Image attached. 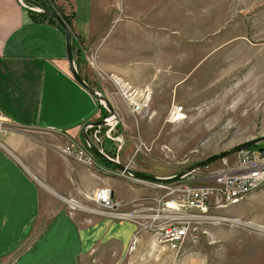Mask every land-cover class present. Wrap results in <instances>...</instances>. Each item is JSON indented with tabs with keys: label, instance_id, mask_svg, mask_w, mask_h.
I'll use <instances>...</instances> for the list:
<instances>
[{
	"label": "crops",
	"instance_id": "1",
	"mask_svg": "<svg viewBox=\"0 0 264 264\" xmlns=\"http://www.w3.org/2000/svg\"><path fill=\"white\" fill-rule=\"evenodd\" d=\"M187 1L52 0L59 11L71 15L68 25L78 71L107 96L122 125L132 113L100 77L110 72L108 76L147 85L151 90L148 106L154 113H164L166 89L169 100L173 86L184 84L182 75L187 73L178 69L177 54L176 59L168 57L169 49L189 44L187 59H194L201 44L197 21L186 16L195 6L187 8ZM187 19L191 25H186ZM90 53L96 56L95 64L90 59L93 55L88 62ZM166 65H176L171 72L179 75L167 88ZM98 104L70 73L63 28L47 19H34L19 0H0V111L7 120L0 141V264H80L97 247L119 264H126L127 256V263L136 264L134 255L126 253L135 229L132 220L99 215L84 223L83 217L91 220L93 215L83 205H71L92 200L93 192L103 185L125 208L151 193L147 185L120 176L116 166L96 154L94 165L86 166L62 151L66 144L86 145L83 124L108 112L103 115ZM148 106L140 113L149 112ZM93 131L87 128L91 139ZM104 140L128 151L123 141L118 147V142ZM261 205L256 202L253 208ZM144 236L139 234L138 249L144 245ZM163 255L152 262L165 264Z\"/></svg>",
	"mask_w": 264,
	"mask_h": 264
},
{
	"label": "rangeland",
	"instance_id": "2",
	"mask_svg": "<svg viewBox=\"0 0 264 264\" xmlns=\"http://www.w3.org/2000/svg\"><path fill=\"white\" fill-rule=\"evenodd\" d=\"M187 2V8H191L192 5L197 9L186 11V16L197 21L198 31L202 33L201 38L200 34L198 35L197 41L201 40V44H197L199 50L194 59H187L189 44L187 47L182 44L180 48L177 46L174 47L175 49H169L168 57L175 56L176 59L177 54L181 63L180 68L176 65H166V88L172 85L176 77H179L178 74L171 72L175 67L181 72L183 70L187 72L184 75L180 74L185 78V83L177 86V89L173 86L174 94L172 92L169 100L170 92L166 89L164 113H154L148 106L149 112L139 113L136 118L129 114L124 120L125 124H118L117 132L122 135L123 147L124 145L128 147L127 152L124 153V148L118 150L116 145L105 142L106 140L103 142L106 143L103 148L108 155L135 169L160 176L172 175L210 154L264 135V0H188ZM184 11V9L181 11L182 18L185 16ZM189 22L186 25H191ZM167 29L173 32L171 27ZM190 41H194V38ZM90 55H93L90 59L94 63L96 56L91 53ZM87 65L94 72L91 65ZM107 75L100 77L104 80V86L114 88ZM110 77L122 78L117 75ZM172 103L182 104L185 114L176 121H167L165 114ZM5 123H2V126H5ZM2 133L3 130L0 131V141ZM138 140L143 141L144 145L142 150L135 152ZM254 146L264 152V140ZM97 158L103 161L101 157L97 156ZM224 158L228 163H232L235 154L232 153ZM224 158L214 160L199 170L220 167L224 164ZM114 170L121 172L116 167ZM119 175L135 184L147 185L151 192L148 196L162 191L158 183L129 174ZM166 182L169 181L162 183ZM146 197L147 195L142 196V200L139 198L140 201L132 207L125 208L123 204L122 209L130 212L136 207L142 209L152 203ZM260 200L264 201V183L244 199L221 207L217 212L264 226L262 224L264 202ZM256 202H261L262 205L253 208ZM71 205L74 208L83 205L84 211L93 215L89 220L79 214V217H83L81 222L84 223H90L94 216L109 217L101 212L93 198L88 199L86 203L75 202ZM208 230V233L202 235L196 243H187L182 248L180 257L184 262L264 264V231L231 220L209 223ZM144 234L143 247L132 253L133 258L137 260L136 264H152V259L147 258V250H145L149 241V232L144 231ZM106 245L111 248L114 243H106ZM100 248L89 251L80 264H119L116 259H112V256L104 255L105 250L102 251ZM163 257H166L165 264H170L173 253H164ZM127 258L126 264H129L127 262L130 258L129 256Z\"/></svg>",
	"mask_w": 264,
	"mask_h": 264
},
{
	"label": "built area",
	"instance_id": "3",
	"mask_svg": "<svg viewBox=\"0 0 264 264\" xmlns=\"http://www.w3.org/2000/svg\"><path fill=\"white\" fill-rule=\"evenodd\" d=\"M19 1L30 8L23 1ZM90 64L93 66V63ZM107 78L132 114L136 115L147 108L151 99V90L147 85L134 84L123 76ZM184 112L182 104L172 103L165 114V120L181 119ZM6 121V117L0 111V131L4 129L2 123ZM119 122L118 116L117 119H109L101 126H89L94 128L92 140L101 148L105 138L118 142L120 147L123 137L115 133ZM102 128H104L103 132ZM143 145V141L138 140L135 152L142 150ZM61 149L82 161L86 166L87 163H95L94 153L87 145L66 144ZM234 154L232 163H228L224 158V164L220 167L197 169L166 183L155 182L162 191L147 196L146 198H149L152 203L142 209L136 207L131 212L123 210V203L114 199L111 188L105 185L99 186L93 192L92 198L101 212L109 217L129 219L135 223V229L127 246V254H132L138 249L139 234L147 231L149 232L147 258L156 260L162 253L172 252L170 264H190L180 257L181 250L187 243H196L202 235L207 234L209 223L231 220L244 223L255 230L264 231V226L260 224L217 212L221 207L244 199L249 194V184L258 177L264 176L263 150L249 146ZM118 173L127 176L123 171Z\"/></svg>",
	"mask_w": 264,
	"mask_h": 264
},
{
	"label": "water",
	"instance_id": "4",
	"mask_svg": "<svg viewBox=\"0 0 264 264\" xmlns=\"http://www.w3.org/2000/svg\"><path fill=\"white\" fill-rule=\"evenodd\" d=\"M23 1L28 7L43 12L44 14L52 17L55 19L63 28L65 32V46H66V53H67V59H68V65L70 69V73L73 76V78L81 84L84 88H86L97 100V102L103 106L108 112L105 116L94 120V121H89L83 124L81 128V136L83 141L86 143L87 147L97 156L101 157L106 163L112 164L116 166L118 169L121 171L132 175L133 177L147 180V181H152V182H165V181H172L181 178L184 175H187L189 173H192L193 171L208 165L214 160L224 158L232 153L237 152L240 149L249 147L251 145H254L262 140H264V135H261L259 137H255L246 141H243L241 143H237L229 148L223 149L219 152H215L213 154L208 155L207 157L194 162L193 164L188 165L187 167L181 169L179 172L174 173L172 175L168 176H160L156 174H150L146 173L144 171L135 169L128 164L122 163L120 160H118L115 157H112L104 151L103 148L98 146L88 135L87 133V128L89 126H101L103 124H106L109 119H117L118 115L117 112L115 111L114 107L110 103L109 99L105 94H103L101 91H99L97 88L89 84L80 74L78 71L74 57H73V49H72V37H73V32L68 23L65 21L63 18L62 14L55 8L48 7L38 0H21Z\"/></svg>",
	"mask_w": 264,
	"mask_h": 264
},
{
	"label": "trees",
	"instance_id": "5",
	"mask_svg": "<svg viewBox=\"0 0 264 264\" xmlns=\"http://www.w3.org/2000/svg\"><path fill=\"white\" fill-rule=\"evenodd\" d=\"M38 1L41 2L42 4L48 6V7H51V8H55V9H57V8L55 7V5L52 4V0H38ZM57 10H58V9H57ZM28 11L30 12L31 16H32L34 19H38V18H40V19H47L48 21L53 22V23H56L58 26H61V25H60L55 19H53L52 17H50V16L44 14L43 12H40V11H37V10H34V9H30V8H28ZM58 11H59V10H58ZM59 12L62 14V16H63V18L65 19V21H66L69 25H71V15H69V14H65V13H63V12H61V11H59ZM73 44H74V41H73V37H72V45H73ZM99 106H100L101 109H102V114L105 115L106 112H107V110H106L103 106H101L100 104H99ZM254 145H255V144H254ZM254 145H251V146H254ZM105 163H106V162H105Z\"/></svg>",
	"mask_w": 264,
	"mask_h": 264
},
{
	"label": "bare ground",
	"instance_id": "6",
	"mask_svg": "<svg viewBox=\"0 0 264 264\" xmlns=\"http://www.w3.org/2000/svg\"><path fill=\"white\" fill-rule=\"evenodd\" d=\"M263 183H264V176L255 179L251 184H249V193L259 188Z\"/></svg>",
	"mask_w": 264,
	"mask_h": 264
}]
</instances>
